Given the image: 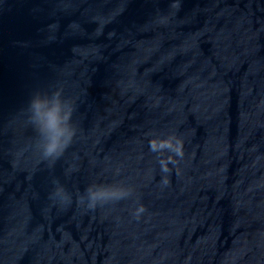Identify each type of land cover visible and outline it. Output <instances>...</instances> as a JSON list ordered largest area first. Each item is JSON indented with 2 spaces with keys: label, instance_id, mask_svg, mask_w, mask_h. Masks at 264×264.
Instances as JSON below:
<instances>
[{
  "label": "water",
  "instance_id": "95a60500",
  "mask_svg": "<svg viewBox=\"0 0 264 264\" xmlns=\"http://www.w3.org/2000/svg\"><path fill=\"white\" fill-rule=\"evenodd\" d=\"M171 3L0 0V264H264V0ZM54 97L74 135L45 158ZM94 186L133 196L88 211Z\"/></svg>",
  "mask_w": 264,
  "mask_h": 264
},
{
  "label": "clouds",
  "instance_id": "9594fccd",
  "mask_svg": "<svg viewBox=\"0 0 264 264\" xmlns=\"http://www.w3.org/2000/svg\"><path fill=\"white\" fill-rule=\"evenodd\" d=\"M56 3L66 4V2H70V0H55ZM180 0H172L170 4L171 8L179 11L180 9ZM59 12L67 13L68 9L65 6L64 8L58 9ZM79 21L73 20L67 27L71 28L72 25L78 24ZM101 34L102 31H101ZM54 100L57 103V114L59 115L63 112V109L66 108L67 111L63 112V115L60 116L58 120V125H62V130L56 131L55 135H51L50 132L52 130L51 124L47 125L48 132H44V128L46 127L43 124H40L42 134H44V138L46 143L43 146V155L45 158L51 157H59L62 154L63 150L67 148V146L71 143L72 137L74 135V131L71 129L69 125V121L71 119V115L73 112V106L69 102H64L61 107L60 101L58 97H54ZM33 115L39 116L41 101L39 99L34 98L29 105ZM50 119V114H49ZM61 141H63L61 143ZM150 150L153 153L158 154V163L160 165V171L163 174L160 180V184L163 187H169L171 184L170 176L172 173V168H169V164L173 165L174 168L177 169V175H179L178 165L180 161H182L185 157L184 151V140L175 134L170 135L167 139L163 140H152L149 143ZM170 153L166 158H162L163 153ZM256 166V160H253V167ZM57 186L54 191L50 194L49 199L52 200L53 205L57 203L61 206H68L72 203L71 196L64 190L62 185H59V182H56ZM133 196V190L131 188H110V187H101L94 186L89 187L85 190L84 193L80 194L77 197L78 205L86 208L88 211H95L99 207H103L109 203H117L121 200L128 199ZM147 211L146 207L143 204H139L138 207L135 208L132 213L134 219L139 221L142 215ZM191 257H187L185 260V264H188Z\"/></svg>",
  "mask_w": 264,
  "mask_h": 264
}]
</instances>
